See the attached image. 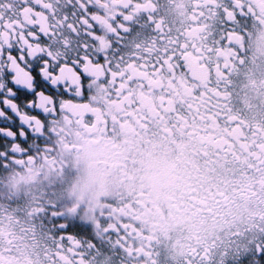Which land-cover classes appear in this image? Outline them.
<instances>
[{
	"label": "snow or ice",
	"instance_id": "snow-or-ice-1",
	"mask_svg": "<svg viewBox=\"0 0 264 264\" xmlns=\"http://www.w3.org/2000/svg\"><path fill=\"white\" fill-rule=\"evenodd\" d=\"M166 13L155 0H0V264H154L168 225L148 189L129 188L133 151L108 169L122 177L110 194L36 185L79 172L92 138L175 147L195 125L215 132L195 151L212 178L206 218L167 264H264V0ZM230 176L253 182L237 195Z\"/></svg>",
	"mask_w": 264,
	"mask_h": 264
},
{
	"label": "flooded vegetation",
	"instance_id": "flooded-vegetation-1",
	"mask_svg": "<svg viewBox=\"0 0 264 264\" xmlns=\"http://www.w3.org/2000/svg\"><path fill=\"white\" fill-rule=\"evenodd\" d=\"M177 2L178 0H155L162 17L167 15L166 8L169 5L175 10ZM179 2L187 4L190 0H179ZM203 127L205 126L195 125L191 139L178 140L175 147L171 145L160 147L158 142L145 144L142 147L138 143L136 145L130 143L124 147L121 141L119 142L121 146L113 150L110 143L111 138L103 142L92 138L89 143L98 145V147L88 153L90 159L82 158L80 171L77 172L75 167L71 168L70 172L65 174L64 182H61L57 176L52 177L51 184L44 183L41 186L38 182L36 194L40 195L44 192L49 195L53 193L57 196L66 195L69 181L85 195L91 194L98 197L110 194L112 186L119 184L122 177L117 172L109 174L108 169L118 163L116 160L118 155L133 151L137 160L134 171L138 179L136 184L129 185V188L135 187L138 191L141 188L148 189L153 200L149 211L158 220H163L168 225V230L161 233L165 243H158L151 253L154 264H167L169 259L175 260L179 254L180 249L177 245L182 242V235L198 232L206 218L202 205L208 203L210 193L207 182L212 178L208 175L207 168H204L205 162L195 155V151L201 138H210L215 135V132L197 131ZM69 130L73 134V139L79 136L75 125ZM68 147L79 148L80 145H68ZM63 166L68 168V160L64 161ZM55 167L59 171L61 166L57 164ZM22 177L23 173H18V179ZM227 180L231 190L237 195L241 188L253 182L251 176H230ZM237 185L239 187H236ZM193 218H195V223H193ZM177 224L183 225V233L176 227Z\"/></svg>",
	"mask_w": 264,
	"mask_h": 264
},
{
	"label": "clouds",
	"instance_id": "clouds-1",
	"mask_svg": "<svg viewBox=\"0 0 264 264\" xmlns=\"http://www.w3.org/2000/svg\"><path fill=\"white\" fill-rule=\"evenodd\" d=\"M193 223H195V218H193Z\"/></svg>",
	"mask_w": 264,
	"mask_h": 264
}]
</instances>
